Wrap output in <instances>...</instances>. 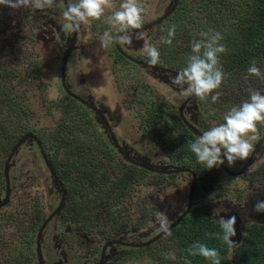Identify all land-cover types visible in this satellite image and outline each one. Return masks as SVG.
<instances>
[{
	"label": "rangeland",
	"instance_id": "rangeland-1",
	"mask_svg": "<svg viewBox=\"0 0 264 264\" xmlns=\"http://www.w3.org/2000/svg\"><path fill=\"white\" fill-rule=\"evenodd\" d=\"M191 1L197 3L198 9L205 3H214L217 9L224 6L221 0ZM171 2L139 0L145 9L142 24L162 15L171 7ZM121 3L122 0H113V7L106 9L104 18L81 25L74 34V45L63 68L65 49L73 34L62 18L59 0L53 8L43 11L31 8L14 11L0 6V131L3 138H8L10 132L16 130L17 108L22 111L21 122L27 115L24 132L12 142L7 143L5 139L0 142V201L4 196V161L12 145L22 135L31 133L40 146L33 140L24 141L8 163L12 181L9 182L7 202L0 207V264H38V254L39 263L46 264L44 248L47 244L52 247L59 264H97L99 250L105 240L145 242L160 232L156 210L166 212L171 225L186 207L191 180L189 174L156 177L134 168L135 181L108 218L105 209L101 210L100 216L92 214L79 221L64 216L66 206L74 208L72 199L81 189L80 180L74 179L75 173L68 183L64 180L63 172L71 159L63 148L73 144L69 134L62 131L57 135L65 121L72 127V133L80 131V134L88 136L97 165L103 167L99 174H95V183L112 179L121 166L128 167L113 147L100 119L67 95L65 89L85 99L100 112L116 143L129 158L156 169L186 167L197 177L213 179V188L202 190L193 198L190 209L198 208L217 220L219 215L226 218L230 211L239 210L246 215L250 212L247 205L256 199L258 192L264 191V144L255 154L251 170L243 177L234 178L228 172L238 171L247 158L237 161L232 167L225 161L219 168L208 170L197 162L193 153H185L181 157L169 153L167 146L187 131L178 117V109L181 102L189 98L179 94V89L171 84V78L186 66L192 42L202 39V35L199 37L198 31L191 42H184L182 33L175 35V47L177 40L179 49H175L173 43H159L160 37L167 35L171 26L169 17L178 6L161 23L143 30L159 48L160 60L154 66L175 72L157 74L126 61L114 49L117 45L123 53L147 63L144 41L137 38L140 32L133 33L131 46L102 42L105 31L113 37L119 31V26L106 23V17L118 10ZM236 8L239 6L235 5ZM233 13V10L227 11L226 22L233 21L236 26L238 19L232 17ZM185 17L175 15L173 19L180 26ZM189 18L202 24L205 17L199 13L195 18ZM188 23L189 20L185 26ZM172 50L182 51L181 56L185 58H178L176 52L170 54ZM253 62L264 73V48L244 58L235 54L226 57L223 65L229 66L227 68L232 73L227 84H221L217 89L220 92L218 101L212 103L211 96L206 101L193 96L183 107L181 112L185 119L200 135L211 126L223 123V117L230 108L248 98L249 89L264 91V81L247 73ZM153 107H157L158 112L150 113ZM76 124L80 126L76 128ZM258 130L264 133V124H259ZM98 136L103 139L101 142ZM193 136L195 140L196 135ZM254 141L256 139L251 141L252 144ZM96 145L97 150H94ZM39 148L63 188L64 201L51 219L53 228L43 229L37 252L38 227L60 200L59 188L50 177ZM114 161L120 166H116ZM76 165L72 162L73 168ZM246 223L249 224L248 221ZM245 231L246 228L233 237L236 244ZM176 246L177 242L170 234L140 250L109 246L103 264H188L178 257ZM169 253L174 255L170 257Z\"/></svg>",
	"mask_w": 264,
	"mask_h": 264
},
{
	"label": "trees",
	"instance_id": "trees-1",
	"mask_svg": "<svg viewBox=\"0 0 264 264\" xmlns=\"http://www.w3.org/2000/svg\"><path fill=\"white\" fill-rule=\"evenodd\" d=\"M221 3L224 6L219 9H217L214 3H205V5L198 9L197 3L193 4L191 0H179L176 11H174L172 17H169V23L171 25H176L173 19L174 16L178 15L182 17L186 15L180 25L183 28L180 29L178 28L180 26L176 25V35L180 36L181 33L184 34L182 38L184 42H191L194 38L193 35L198 31L197 35L201 37V30H203V33L210 31L219 32L223 36L221 43L227 48L226 54L220 55V64L225 73L222 82V85H224L227 84L232 73V70H228L227 68L229 66L225 67V65H223L226 57L235 54L244 58L264 48V0H248V2L246 0H221ZM235 5H238L239 8L235 9ZM229 10L234 11L232 17L238 19V25L235 26L233 21L226 22L228 17L227 11ZM199 13L205 17L202 24L198 23V21H196L197 23L193 22L189 18L190 16L195 18V15ZM187 20H189V23L185 26ZM174 41L175 39L173 40V47H175ZM176 42L178 44L175 49H179V42L177 40ZM174 52H176L178 58H185L181 56L182 51L179 52V50H172L169 53L173 54ZM156 112H158L157 107L151 108L150 113L154 114ZM20 114H22L21 108H17L16 115H18L19 119L16 130L10 132L8 138H3V133L0 131V142L4 139L5 141L8 140L7 143L9 141L12 142L13 139L24 132V121L27 119V115L21 122L20 119L22 116H20ZM78 126L80 125H75L76 128H78ZM71 129L72 127L66 124L65 121L59 128V133L57 134L60 135L62 131L64 134L67 133L70 137L69 140L73 142L71 146L63 148L67 157L71 159L66 164L67 168L64 170L63 174L65 177L64 180L68 183L70 177L75 173L74 179L80 180L81 189L79 194L72 199L74 208L66 206L63 215L74 221H79L84 220L83 217L87 218L92 214L94 217L100 216L102 209H105L108 214L119 205L121 197L127 195L126 193L132 182L135 181V172L132 171L134 167L125 163L128 167L124 168V166H121L116 176L112 179H105L101 183H95L93 181V179H97L95 174H99V171H101L103 167L102 165L100 167L97 165L98 162L95 160L94 154L92 153L93 149L92 145L88 142V136L80 134V131H78V133H72ZM98 138H100L98 140L99 142L103 140L99 136ZM192 141H194V137L186 131L183 136L170 143L167 146V150L172 156L181 157L185 153H191L188 145ZM103 146L106 145L103 144ZM94 150H97V145ZM72 162H76L77 165L75 168L72 167ZM114 164L120 166L116 161H114ZM135 171L140 172L143 170L135 168ZM76 183H78V181H76ZM213 186L214 183L212 180L199 177L195 184L193 198H196V195L202 187L206 190H210ZM219 231L218 223L211 218L209 213L198 208H192L189 210L188 214L170 230V236L177 242L176 254L178 257H182L188 264H209V261H206L202 257L188 254V248L197 241L218 249L222 257L221 264H264L263 226L256 224L250 225L247 228V232L240 237L239 242L234 248H228L222 241L215 238L213 234Z\"/></svg>",
	"mask_w": 264,
	"mask_h": 264
},
{
	"label": "clouds",
	"instance_id": "clouds-1",
	"mask_svg": "<svg viewBox=\"0 0 264 264\" xmlns=\"http://www.w3.org/2000/svg\"><path fill=\"white\" fill-rule=\"evenodd\" d=\"M56 0H0V6L19 10L31 8L34 10H47L54 7ZM113 7V0H70L66 9L61 13L70 31L80 30L81 25L92 21H99L105 17L106 9ZM145 9L139 0H122L119 9L106 17L110 26H119L120 34L113 37L105 31L102 42L105 44L117 43L131 46L133 32L140 29L143 23ZM176 35V25H171L167 35L160 37L159 43L171 45ZM203 39L194 40L191 44V54L187 57L186 66L171 78V84L179 89L183 96H195L201 101H206L211 96L212 103L220 98V88L225 73L220 64V55L226 54L227 48L221 43L223 36L219 32L210 31L201 34ZM137 38L144 41L143 51L149 65H156L160 60L159 48L152 43L146 32H140ZM249 76L264 81V73L253 62L248 68ZM248 98L239 105H234L224 115L223 123L213 125L203 131L200 136L189 143L188 147L194 154L198 163L205 169L219 168L227 162L232 167L237 161L248 158L253 150L251 141L257 138L258 125L264 124V91L257 89L248 90ZM252 211L264 213V199H258ZM159 231L170 234L169 219L166 212L156 210ZM220 231L214 233L216 239L222 241L228 248L236 246L233 237L236 236V216H218ZM188 254L199 256L209 261V264H221V255L218 249L209 247L206 243L195 242L188 248ZM169 253V256H173Z\"/></svg>",
	"mask_w": 264,
	"mask_h": 264
},
{
	"label": "flooded vegetation",
	"instance_id": "flooded-vegetation-1",
	"mask_svg": "<svg viewBox=\"0 0 264 264\" xmlns=\"http://www.w3.org/2000/svg\"><path fill=\"white\" fill-rule=\"evenodd\" d=\"M70 2V0H59V5H60V8H61V10L62 11H64L65 9H66V5L68 4ZM178 2H179V0H175V5L173 4V0H172V2H171V7H173V5H174V7H173V10L165 17V19L175 10V8L178 6ZM170 9V7L165 11V12H167L168 10ZM164 12V13H165ZM163 13V14H164ZM162 14V15H163ZM162 15H160L159 17H161ZM158 17V18H159ZM158 18H156V19H158ZM155 19V20H156ZM164 19V20H165ZM155 20H153L152 22H154ZM163 21V20H162ZM161 21V22H162ZM152 22H149V23H146V24H142V26H141V28L140 29H134V30H131L133 33H138V32H142L143 30L145 31V30H148V29H150V28H153L155 25H153L152 27H147V25L148 24H150V23H152ZM160 22V23H161ZM157 25V24H156ZM146 27V28H145ZM71 33H74V34H76V32H72L71 31ZM120 34V32L119 31H117V33L115 34L116 36H118ZM116 36H114V37H116ZM73 41H74V39H73ZM73 44V43H72ZM114 44L116 45V43L114 42ZM74 45V44H73ZM73 45L71 46V49H72V47H73ZM67 47V46H66ZM114 47V46H113ZM71 49H70V51H69V54H70V52H71ZM114 49L117 51L116 53L120 56V57H122V58H124L126 61H129V62H133V63H135V64H137V65H140V66H142V67H144V68H146V69H150V70H153V71H156V73L157 74H160L159 72H162V73H167V74H170V72L171 73H175L174 71H172V70H169V69H166V68H163V67H158V66H154V65H149L148 64V62L147 63H145V62H142V61H139V60H136V59H134V58H132V57H130V56H128L127 54H125V53H123L121 50H120V48H118L117 47V45L114 47ZM66 50V49H65ZM69 54H68V56H69ZM137 62H139V63H137ZM68 90V89H67ZM69 92H71L72 94H74V95H76L74 92H72L71 90H68ZM77 96V95H76ZM81 98V97H80ZM83 99V98H82ZM85 100V99H84ZM189 102V100L188 99H184L182 102H181V104L179 105V109H178V117H179V119H180V121L183 123V125H184V127L186 128L187 126H191L188 122H187V120L185 119V117H184V115H183V113L181 112L182 111V109H183V107L187 104ZM106 120V119H105ZM187 129V132H189L192 136L194 135V133H192V132H190L189 131V129L188 128H186ZM195 129V128H194ZM196 130V129H195ZM197 131V130H196ZM197 136H200V134L198 133V131H197V134H196V137ZM193 137H195V136H193ZM258 142H260L259 144H258ZM264 144V133L261 131V130H259L258 131V134H257V138H256V141H254V143H253V150L251 151L253 154H252V157H251V159H250V162L249 163H247V161H248V159L249 158H247L246 159V161L244 162V164H243V166L238 170V171H235V172H228L229 173V176H231V178H234V177H243V175H244V173L245 172H248V171H250L251 169H250V167H251V165H252V162H253V159H254V157H255V154L259 151V149H261V146ZM255 147V148H254ZM250 155V154H249ZM249 157V156H248ZM6 158H7V156H6ZM6 158H5V161H6ZM11 159V158H10ZM180 160V159H179ZM4 161V162H5ZM10 161V160H9ZM47 161V160H46ZM126 164H128V165H132V164H130V163H128V162H126ZM246 165V166H245ZM134 168H136V169H141V168H138V167H136V166H134V165H132ZM176 168H182V169H188V168H186V167H173V168H169V169H165V170H174V169H176ZM141 170H143V169H141ZM189 171H191L190 169H188ZM143 171H145V170H143ZM145 172H147V171H145ZM192 172V171H191ZM149 174H152V175H154V176H156V177H167V176H174L175 174H180V173H187L186 171H181V172H178V173H169V174H165V173H158V172H148ZM194 173V172H193ZM187 174H189L190 175V173H187ZM2 175H3V173H2ZM7 175H8V182H11L12 181V179H10L9 178V173L7 172ZM194 175H195V173H194ZM259 175V174H258ZM260 176V175H259ZM190 177H191V175H190ZM199 177H197L196 175H195V184H196V181H197V179H198ZM206 179V178H205ZM208 180L210 179V180H212L213 181V179H211V178H207ZM3 180H4V190H5V179H4V175H3ZM190 183H191V180H190ZM214 183V182H213ZM189 186H190V184H189ZM213 188V187H212ZM211 188V189H212ZM9 189H10V187H9ZM210 189V190H211ZM194 190H195V185H194V188H193V191H192V200H193V194H194ZM202 190H205V191H208V190H206L205 188H201L200 189V191H199V193L202 191ZM198 193V194H199ZM188 194H189V188H188ZM198 194L196 195V197L198 196ZM257 197H256V199H252V201H250V203L247 205L248 206V209H249V211L250 212H248L246 215H245V212L244 213H242L241 211H239V210H237L236 212H232V211H230V213L226 216V218L227 217H229V216H236V219H237V223H236V228H237V230H236V233H239V232H241V231H243L245 228H246V231H245V233L247 232V228L250 226V225H252V224H256V225H259V226H263L264 227V213H260V214H257V213H255V212H253L252 211V208H253V205L255 204V202L258 200V199H264V191H260V192H258L257 193ZM4 197V196H3ZM3 199V198H2ZM1 199V200H2ZM192 200H191V203H192ZM64 201V200H63ZM187 202H188V195H187ZM190 206H191V204H190ZM2 207V206H1ZM186 207H187V203H186ZM186 207H185V209H186ZM184 209V210H185ZM183 210V211H184ZM190 210V209H189ZM112 212H110V213H108L107 214V218L109 217V215H111L112 213H114V209H112L111 210ZM182 211V212H183ZM54 217V216H53ZM52 217V218H53ZM51 218V219H52ZM64 217L62 216V219H63ZM178 218V217H177ZM176 218V219H177ZM211 218L215 221V222H217V219H214V216H212L211 215ZM49 220L47 223H46V225H45V227H44V229L46 228L47 230L50 228H53V220ZM175 219V220H176ZM45 220V219H44ZM43 220V221H44ZM174 220V221H175ZM42 221V222H43ZM74 221V220H73ZM173 221V222H174ZM246 221H248V225H247V223H246ZM42 222L40 223V225L42 224ZM49 224H51L50 226H49ZM40 225H39V227H40ZM39 227H38V229H39ZM46 230V231H47ZM37 232H38V230H37ZM244 233V234H245ZM161 238V237H160ZM159 238V239H160ZM159 239H157L156 241H158ZM111 241H118V242H120V243H125V244H140V243H143V242H138V243H131V241H122V240H120V239H108V240H105L103 243H102V245H101V247H100V250H99V257H98V260H97V264H99V260H100V257H101V255H103V258H102V263L101 264H103L104 263V256H105V253H106V251H107V249H108V247L109 246H115V247H124V248H127V249H131V250H140V249H142V248H147L148 246H150V245H152V244H154L155 242H153V243H151L150 245H148V246H144V247H141V248H137V247H130V246H125V245H121V244H114V243H111V244H109V245H107V246H105V248L103 249V247H104V244L105 243H107V242H111ZM49 244H51V243H49ZM64 247L65 248H67V245L66 244H64ZM47 248V249H46ZM46 248H44V260H45V263L46 264H59L58 263V260L55 258V256H54V253H53V251L51 250V248L52 247H50L48 244L46 245Z\"/></svg>",
	"mask_w": 264,
	"mask_h": 264
},
{
	"label": "water",
	"instance_id": "water-1",
	"mask_svg": "<svg viewBox=\"0 0 264 264\" xmlns=\"http://www.w3.org/2000/svg\"><path fill=\"white\" fill-rule=\"evenodd\" d=\"M173 4L175 5V0H173ZM173 5V7H174ZM173 7H170V9L165 12L161 17H159L158 19H156L154 22L150 23L147 25V27H152L153 25L155 24H159L162 20L165 19V17L173 10ZM146 28V27H145ZM72 38L71 40L69 41V44L67 45L66 47V50H65V53H64V59H63V64H62V68H63V65H64V62L66 60V57L67 55L69 54V51L71 49V46H72V43H73V39H74V33H72ZM139 63V62H137ZM65 93L67 95H69L70 97H72L75 101H77L78 103L84 105L85 107H87L89 110L93 111V113L100 119V121L102 122V124L104 125V127L106 128L107 132H108V138L109 140L111 141L113 147L115 148V150L117 151V153L128 163L138 167V168H141L147 172H158V173H165V174H169V173H178V172H181V171H186L187 173H190L191 175V183H190V186H189V194H188V202H187V207L186 209L179 215V217L173 222L171 223V225H169V231L174 227L176 226L189 212V209H190V204H191V200H192V191H193V188H194V185H195V175L193 172L189 171L188 169H182V168H176L174 170H165V169H156L154 167H151V166H148L142 162H139V161H135L134 159H131L129 158L124 152L123 150L121 149V147L116 143L115 139L113 138L110 130H109V126L107 124V121L105 120V118L100 114V112L94 107L92 106L90 103H88L86 100L80 98L79 96H76L74 94H72L71 92H69L67 89H65ZM193 96H189L188 100L191 99ZM187 128L189 129L190 132L194 133L195 135L197 134V131L195 129H193L191 126H187ZM26 140H33V142L35 144H37L38 147L39 146V142L37 140V138L31 134V133H26L24 135H22L19 139H17V141L15 142V144L12 146V148L10 149L8 155H7V158H6V161L4 162V166H3V175H4V179H5V190H4V197L3 199L0 201V207L3 206L6 202H7V199H8V194H9V182H8V175H7V172H8V163H9V160L10 158L12 157V155L14 154V152L21 146V144H23L24 141ZM260 142H258L259 144ZM255 148V147H254ZM40 150V155H41V158L45 164V166L47 167L48 171H49V174H50V177L52 178V180L57 184L58 188H59V192H60V200H59V203L58 205L53 209V211L48 215V217L42 222V224L40 225L39 229H38V232H37V235H36V251L38 252L39 251V239H40V236H41V233L46 225V223L59 211V209L61 208L62 204H63V200H64V191H63V188L60 184V182L58 181V179L56 178V176L54 175V173L52 172L49 164L47 163L46 159H45V156L43 155L41 149L39 148ZM252 152H250V155H249V159L247 161V163L250 162V159L252 157ZM246 166V165H245ZM236 226V225H235ZM236 228V227H235ZM237 230V228H236ZM166 233L164 232H159L157 233L156 235H154L151 239L143 242V243H140V244H125V243H120L118 241H111V242H107L104 244V247L103 249L105 248V246L111 244V243H114V244H121V245H125V246H130V247H137V248H141V247H144V246H148L150 245L151 243L155 242L157 239H159L160 237H162L163 235H165ZM102 258H103V255H101L100 257V260H99V264L102 263ZM40 261V255L38 254V264Z\"/></svg>",
	"mask_w": 264,
	"mask_h": 264
}]
</instances>
